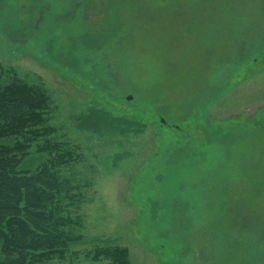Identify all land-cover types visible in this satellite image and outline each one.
Instances as JSON below:
<instances>
[{"label": "rangeland", "instance_id": "rangeland-1", "mask_svg": "<svg viewBox=\"0 0 264 264\" xmlns=\"http://www.w3.org/2000/svg\"><path fill=\"white\" fill-rule=\"evenodd\" d=\"M50 1L0 0V66L51 97L39 144L76 153L80 240L45 264H264V0Z\"/></svg>", "mask_w": 264, "mask_h": 264}, {"label": "trees", "instance_id": "trees-1", "mask_svg": "<svg viewBox=\"0 0 264 264\" xmlns=\"http://www.w3.org/2000/svg\"><path fill=\"white\" fill-rule=\"evenodd\" d=\"M57 1H50L54 11ZM51 109L52 99L43 87L0 66V264L62 260L80 240L66 230L71 220L62 215L58 176V168L72 162L76 153L48 140L39 144L53 132L48 125ZM34 145L49 158L32 169L28 158ZM104 250L95 251L96 260L87 264H132L126 249ZM102 253L108 261H98Z\"/></svg>", "mask_w": 264, "mask_h": 264}]
</instances>
